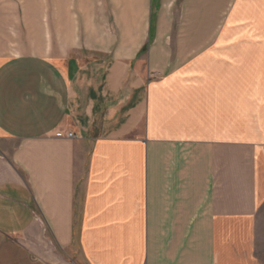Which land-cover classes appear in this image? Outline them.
I'll return each instance as SVG.
<instances>
[{
  "label": "crops",
  "instance_id": "crops-1",
  "mask_svg": "<svg viewBox=\"0 0 264 264\" xmlns=\"http://www.w3.org/2000/svg\"><path fill=\"white\" fill-rule=\"evenodd\" d=\"M0 264H264V0H0Z\"/></svg>",
  "mask_w": 264,
  "mask_h": 264
},
{
  "label": "built area",
  "instance_id": "built-area-1",
  "mask_svg": "<svg viewBox=\"0 0 264 264\" xmlns=\"http://www.w3.org/2000/svg\"><path fill=\"white\" fill-rule=\"evenodd\" d=\"M73 136H74V135H73L71 132H68V133H67V137H70V138H71V137H73Z\"/></svg>",
  "mask_w": 264,
  "mask_h": 264
}]
</instances>
